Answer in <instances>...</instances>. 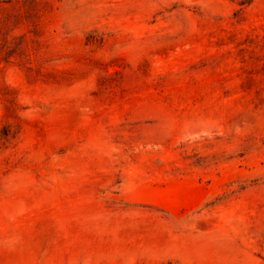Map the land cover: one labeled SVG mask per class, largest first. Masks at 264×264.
Here are the masks:
<instances>
[{
	"label": "rangeland",
	"instance_id": "1",
	"mask_svg": "<svg viewBox=\"0 0 264 264\" xmlns=\"http://www.w3.org/2000/svg\"><path fill=\"white\" fill-rule=\"evenodd\" d=\"M0 4V264H264V0Z\"/></svg>",
	"mask_w": 264,
	"mask_h": 264
},
{
	"label": "trees",
	"instance_id": "2",
	"mask_svg": "<svg viewBox=\"0 0 264 264\" xmlns=\"http://www.w3.org/2000/svg\"><path fill=\"white\" fill-rule=\"evenodd\" d=\"M9 2V1H11V0H0V2ZM0 6H1V4H0ZM5 7V6H4ZM4 7H0V10L2 9V8H4ZM0 20H2V18L0 19Z\"/></svg>",
	"mask_w": 264,
	"mask_h": 264
}]
</instances>
